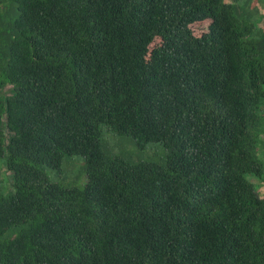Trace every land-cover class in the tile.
Wrapping results in <instances>:
<instances>
[{
    "label": "trees",
    "instance_id": "1",
    "mask_svg": "<svg viewBox=\"0 0 264 264\" xmlns=\"http://www.w3.org/2000/svg\"><path fill=\"white\" fill-rule=\"evenodd\" d=\"M261 8L0 0V264H264Z\"/></svg>",
    "mask_w": 264,
    "mask_h": 264
},
{
    "label": "rangeland",
    "instance_id": "2",
    "mask_svg": "<svg viewBox=\"0 0 264 264\" xmlns=\"http://www.w3.org/2000/svg\"><path fill=\"white\" fill-rule=\"evenodd\" d=\"M227 1H230V0H227ZM261 13H264V10L263 8H261ZM261 25H264V22L261 24ZM10 90H11V87H7L6 89L3 90V93L6 94V95H9L10 94ZM259 157L261 158V160L263 161L264 163V151L262 150V148H260V152H259ZM75 161H79V158L75 159ZM78 170V168L76 169V165H74L72 167L71 170H68V172L72 175V173L75 175L76 174V171ZM64 171L66 173V169H65V166H64ZM5 178V177H4ZM69 180V179H68ZM70 181V180H69ZM252 182L259 185L258 186V193H259V196L260 198L264 199V186L263 185H260L259 183V180L253 178L252 179ZM4 192L5 193H9L10 191L8 190V184L6 183V185L4 186Z\"/></svg>",
    "mask_w": 264,
    "mask_h": 264
}]
</instances>
